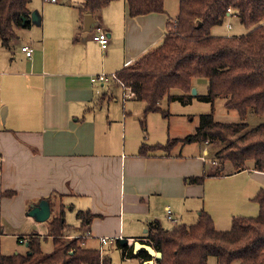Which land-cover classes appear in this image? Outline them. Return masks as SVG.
Returning a JSON list of instances; mask_svg holds the SVG:
<instances>
[{
  "label": "crops",
  "instance_id": "0c3cea01",
  "mask_svg": "<svg viewBox=\"0 0 264 264\" xmlns=\"http://www.w3.org/2000/svg\"><path fill=\"white\" fill-rule=\"evenodd\" d=\"M47 2L39 21L22 29L30 33L28 44L17 43L18 35L11 50L0 40V193L15 192L0 199L2 231L26 223V236L20 237L25 243L32 233L46 237L51 220L42 227L28 214V204L42 200L49 201L51 214L53 206L90 211L94 218L88 226L82 227L79 219L86 229L81 237L84 247L93 241L98 250L115 244L119 249L120 239L149 241L145 235L152 221L172 228L189 225L205 210L216 228L226 229L223 219L259 213L252 198L264 188V172L245 170L190 183L192 177L213 172L206 166L211 144L201 147L205 157L158 151L139 155L146 141L137 131L133 137L127 108V102L139 101L125 99L128 91L115 80L91 81L159 46L167 33L164 13L130 17L125 0L113 1L94 17L109 36L102 49L85 33L84 20L70 0ZM43 22L39 35L33 28ZM22 47L32 50L31 57ZM118 87L124 91L122 106ZM67 234L75 238L68 229ZM103 237L114 240L102 245Z\"/></svg>",
  "mask_w": 264,
  "mask_h": 264
},
{
  "label": "trees",
  "instance_id": "16d2710c",
  "mask_svg": "<svg viewBox=\"0 0 264 264\" xmlns=\"http://www.w3.org/2000/svg\"><path fill=\"white\" fill-rule=\"evenodd\" d=\"M32 0H0V40L7 49L18 38L15 28H29ZM116 0H82L77 8L85 15L97 16ZM130 17L164 13V0H125ZM240 17L248 33L241 36H214L211 30L222 25L228 9ZM264 0H180L178 16L167 21L161 44L117 72L118 83L129 89L136 101L145 104L144 114L161 112V102L186 101L192 96L194 80L208 81L203 100L214 104L226 97L225 106L238 112L240 122L215 120L213 111L200 116L196 132L185 138L170 139L167 144L143 143L139 155L157 151L169 155L177 144H211L224 146L215 154L211 174L192 177V184H202L209 176L225 177L241 171L264 172V124L248 129L246 118L252 109L264 116ZM15 192L0 193L13 197ZM259 206L257 216H234L228 231L217 230L212 215L202 210L193 224L179 223L165 229L160 222L147 226L145 238L163 253L158 264H208L211 257L218 264H264V188L252 198ZM82 227L94 218L90 211H78ZM2 226L0 225V236ZM50 237L56 249L42 256L38 233L27 237L26 254L2 255L0 264H112L98 249L83 246L81 236L69 239L64 211L50 221ZM24 239V238H23ZM26 244V243H25ZM118 247L124 259L149 260L142 250Z\"/></svg>",
  "mask_w": 264,
  "mask_h": 264
},
{
  "label": "rangeland",
  "instance_id": "374dc122",
  "mask_svg": "<svg viewBox=\"0 0 264 264\" xmlns=\"http://www.w3.org/2000/svg\"><path fill=\"white\" fill-rule=\"evenodd\" d=\"M60 3H67L69 0H60ZM72 5L77 6L81 3L82 0H70ZM179 1L180 0H164V14L166 15V19L168 21L174 20L179 13ZM49 2L45 0H32L30 3V7L33 9V12L38 15L39 13H43V7L49 5ZM99 17V15H97ZM98 22L95 23L96 26ZM227 24H231L232 29H227ZM17 32V36L19 35V40L17 43L24 42L28 44V36L30 33L26 30H22L23 28H15ZM39 35L44 31V22L41 27L34 26L33 28ZM88 33H91L92 36L94 34L93 29H91ZM166 33V31H165ZM248 33V29L241 23L240 17L237 14H230L226 18L225 22L220 26H215L211 30V34L214 36H241ZM17 43H15V48L17 47ZM13 46V45H12ZM12 50V47H11ZM111 83H114L112 80ZM194 85H196L197 93L190 96V99L186 101L177 100L174 102H169L167 98H164L161 102L162 108L166 111V115L161 112H152L146 116L144 115L145 104L141 102H127V108L131 111V114L128 116V120L132 122L131 127L133 129V137H136V131L139 133V136L144 138V141L148 144H156L160 143L162 145L167 144L170 139L176 138H185L190 136L196 132L197 127L199 126L200 116L203 114H208L213 111L214 118L217 121L225 122V123H237L240 122V117L237 111L228 109L226 104V97L222 96L215 100L214 104L207 102L200 98L201 96H206L208 91V81L205 78H199L194 80ZM114 86V85H113ZM121 91L120 99L121 106L123 105V88L118 87ZM246 122L248 124V129H252L260 124H264V116L256 114L252 109L248 111V115L246 118ZM196 144L194 142L187 144H177L173 147L171 151L174 155H186V156H196L200 154L202 156V148L207 146L206 144ZM210 146V147H209ZM207 149H209V155L206 157V166L208 167V171L211 169L215 170V165L213 167L215 154L221 149L224 144L221 142H214L209 145ZM164 152V151H158ZM205 157V156H204ZM213 167V168H212ZM255 205H258L254 202ZM39 204V203H36ZM35 203L28 204V214L31 211V207L36 205ZM69 206V205H67ZM31 208V209H29ZM65 215V224L66 228L69 230L71 235H75V237L83 236L84 231L79 223V219L76 216L77 211L72 210L71 208H67L66 206H53L52 214L48 221L37 222L38 225L45 227L49 220H52L55 217H58L62 209ZM240 209V207H239ZM249 212V211H247ZM257 216L249 214H238L235 216ZM32 218V217H31ZM34 219V218H33ZM226 220V219H225ZM222 220L221 224L224 225L226 229L218 228L220 231H228L231 228V221ZM169 221V220H168ZM28 224H23L20 229L14 231L11 226L7 225L0 236V250L2 255H12L15 253L26 254L27 246L26 244L19 243V238L24 237L26 233V227ZM164 227V226H163ZM165 229H171L172 227H164ZM23 229V230H21ZM16 232V233H14ZM22 232V233H21ZM86 233V232H85ZM19 234V235H18ZM117 241V240H116ZM115 241V242H116ZM84 246V245H83ZM88 248H98L97 243L93 241H88L86 244ZM41 249L42 256H46L51 254L55 249L56 245L53 243V239L50 237L45 238L42 237L41 240ZM100 249V247H99ZM103 253L107 251V254L111 257L112 264H140L137 258H132L131 260H126L123 258L122 252L117 249L116 244L111 246L102 247L100 249ZM208 264H218L216 258L211 257L209 259Z\"/></svg>",
  "mask_w": 264,
  "mask_h": 264
},
{
  "label": "water",
  "instance_id": "95a60500",
  "mask_svg": "<svg viewBox=\"0 0 264 264\" xmlns=\"http://www.w3.org/2000/svg\"><path fill=\"white\" fill-rule=\"evenodd\" d=\"M32 23H37L39 21V15H36L35 12L31 14ZM96 23V19L93 15L87 14L84 17V31L87 34L92 25ZM193 94L197 93L195 88L192 89ZM51 215V207L48 200H42L38 205L32 207L29 212V216L33 217L38 222H44L49 219ZM120 244L123 246H130L132 244L134 253L145 250L152 257L150 260L144 262V264H158V262L162 259L163 253L154 248V246L149 241L144 240H135L131 243L128 239H120ZM27 246V243H26Z\"/></svg>",
  "mask_w": 264,
  "mask_h": 264
},
{
  "label": "built area",
  "instance_id": "2783aa9c",
  "mask_svg": "<svg viewBox=\"0 0 264 264\" xmlns=\"http://www.w3.org/2000/svg\"><path fill=\"white\" fill-rule=\"evenodd\" d=\"M45 1H51L53 3H56L58 0H45ZM233 13V10L231 8L228 9V15L232 14ZM95 25V24H94ZM263 26H264V22H263ZM93 39L95 42H97L101 47L102 49H106L109 45V36H108V33L101 27V26H93ZM227 29L228 30H231L232 29V26L231 24H227ZM22 51L26 53V55L28 57H31L32 55V50L29 48V47H22ZM110 80H115V81H118V75H117V72L116 73H112V74H105V73H102V74H99V75H96V76H93L91 78V81L94 83V82H101V83H106V82H109ZM122 87L128 91L125 93V99H127L128 97L130 96H133V94L131 93V91L127 88H125L123 85ZM114 239L113 238H108V237H103L100 239V243L102 245H106L107 243H110L112 242ZM20 243H25V239L23 238H20L19 240Z\"/></svg>",
  "mask_w": 264,
  "mask_h": 264
}]
</instances>
